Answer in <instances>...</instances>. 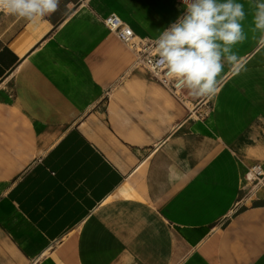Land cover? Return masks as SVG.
Masks as SVG:
<instances>
[{
	"label": "crops",
	"instance_id": "0c3cea01",
	"mask_svg": "<svg viewBox=\"0 0 264 264\" xmlns=\"http://www.w3.org/2000/svg\"><path fill=\"white\" fill-rule=\"evenodd\" d=\"M184 11L0 12V264H264V190L235 210L264 167V49L238 45L214 96L179 98L102 21L154 42Z\"/></svg>",
	"mask_w": 264,
	"mask_h": 264
},
{
	"label": "clouds",
	"instance_id": "9594fccd",
	"mask_svg": "<svg viewBox=\"0 0 264 264\" xmlns=\"http://www.w3.org/2000/svg\"><path fill=\"white\" fill-rule=\"evenodd\" d=\"M60 0H0V12L28 21L58 10ZM185 11L154 41L156 65L177 89L193 97L214 96L230 64L240 70L236 47L251 39L264 49V0H184ZM251 16L250 26L245 21Z\"/></svg>",
	"mask_w": 264,
	"mask_h": 264
},
{
	"label": "built area",
	"instance_id": "2783aa9c",
	"mask_svg": "<svg viewBox=\"0 0 264 264\" xmlns=\"http://www.w3.org/2000/svg\"><path fill=\"white\" fill-rule=\"evenodd\" d=\"M184 3V0H179ZM103 23L111 30L115 35L127 46H129L136 53V66H142L149 70L150 74L157 81L162 83L167 89L179 98L183 97L185 89H177L174 83L170 82L164 71L157 68L156 61L158 57L154 51V42L148 39H142L138 37L134 30L127 24L119 15L112 13L102 19ZM196 114L198 117H202L204 112H197L191 110V114ZM246 180L250 184L251 188L248 191H244L243 195L239 198L235 204V210L241 208L247 203L252 202L258 198L261 191L264 190V167L261 163H255L249 167L246 174Z\"/></svg>",
	"mask_w": 264,
	"mask_h": 264
}]
</instances>
